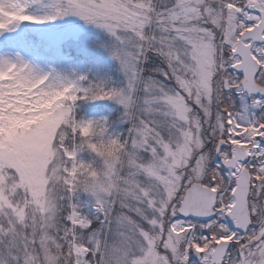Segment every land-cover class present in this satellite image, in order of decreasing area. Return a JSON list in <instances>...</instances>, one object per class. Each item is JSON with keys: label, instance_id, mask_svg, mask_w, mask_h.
Here are the masks:
<instances>
[{"label": "snow or ice", "instance_id": "snow-or-ice-1", "mask_svg": "<svg viewBox=\"0 0 264 264\" xmlns=\"http://www.w3.org/2000/svg\"><path fill=\"white\" fill-rule=\"evenodd\" d=\"M29 2L0 0V30L75 14L123 82L0 58V264H264V0ZM98 99L125 135L75 118Z\"/></svg>", "mask_w": 264, "mask_h": 264}, {"label": "rangeland", "instance_id": "rangeland-1", "mask_svg": "<svg viewBox=\"0 0 264 264\" xmlns=\"http://www.w3.org/2000/svg\"><path fill=\"white\" fill-rule=\"evenodd\" d=\"M49 3L50 0H30L25 12L38 16L52 15L54 10L48 6ZM94 31L106 33L105 45L107 50H105L104 55L110 61L117 63L119 74L123 77L118 61L108 51L111 43L110 35L102 28L86 22L83 18L72 13L57 16L41 23L22 21L10 25L5 30H0V58H6L13 62L19 59L28 63L39 73L54 70L69 79H76L84 75L79 67L68 62L61 51V47L64 45L63 42H67V40L77 41L81 35H88ZM84 151L85 155L95 157V154L89 150L84 149ZM79 158L82 159L80 156ZM84 196L88 199L87 194ZM190 259L194 264H199V261H195L191 257Z\"/></svg>", "mask_w": 264, "mask_h": 264}, {"label": "trees", "instance_id": "trees-1", "mask_svg": "<svg viewBox=\"0 0 264 264\" xmlns=\"http://www.w3.org/2000/svg\"><path fill=\"white\" fill-rule=\"evenodd\" d=\"M106 33L94 31L88 35H81L77 41L67 40L61 47L62 53L73 66L79 67L81 73L88 80L102 82L106 87L118 88L123 82L119 74L117 63L110 61L104 55L106 49ZM74 115L79 119H101L106 118L109 125V132L116 135H125L127 121L123 116V109L114 100L98 99L78 100L75 102ZM84 162H94L92 156L85 155V151L78 152ZM79 200L84 203L85 211L89 210L86 203L87 198L83 193L79 194Z\"/></svg>", "mask_w": 264, "mask_h": 264}, {"label": "water", "instance_id": "water-1", "mask_svg": "<svg viewBox=\"0 0 264 264\" xmlns=\"http://www.w3.org/2000/svg\"><path fill=\"white\" fill-rule=\"evenodd\" d=\"M184 218V217H183ZM200 222H205L204 218H199ZM196 260H198V257H196V255L193 253L192 255Z\"/></svg>", "mask_w": 264, "mask_h": 264}]
</instances>
